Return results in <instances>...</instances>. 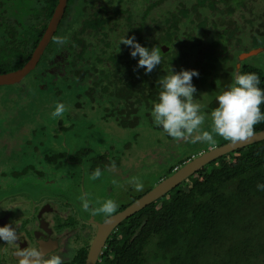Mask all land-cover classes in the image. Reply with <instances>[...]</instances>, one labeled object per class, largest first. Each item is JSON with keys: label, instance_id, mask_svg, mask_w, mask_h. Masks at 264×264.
Segmentation results:
<instances>
[{"label": "trees", "instance_id": "16d2710c", "mask_svg": "<svg viewBox=\"0 0 264 264\" xmlns=\"http://www.w3.org/2000/svg\"><path fill=\"white\" fill-rule=\"evenodd\" d=\"M66 1L63 18L37 68L52 71L55 78L62 74L63 79L81 86L82 93L73 90L74 94L66 97H88L92 108L102 111L106 118L114 117L122 128L137 129L147 123L162 130L153 125L151 111L159 79L170 69L199 72L192 80L197 89L194 100L201 101L206 116L217 106V93L238 72L258 74L264 88V69L249 60L264 52V0ZM59 2L30 0L25 11L29 26L20 36L23 47L3 49L0 74L28 63L47 25L35 34L32 23L40 17L49 22ZM75 19L79 20L76 24ZM124 34L126 38L134 35L149 49L160 47L161 64L147 75L143 68H137L139 57L132 58L129 47L123 44L118 48ZM56 36L64 37L67 43L56 45ZM4 43L9 44V39ZM257 49L258 53L241 58ZM77 86L65 85V89L72 91ZM53 90L63 94L61 87ZM261 109L264 111V105ZM261 130L264 123L254 126V133ZM132 144L129 141L125 147ZM84 153L88 155L86 161ZM117 153L112 144L101 153L86 147L82 157L69 159L76 167L87 166L92 172L99 164L118 166ZM55 156L52 158L58 159ZM59 156L68 160L66 152ZM190 159L186 156L178 165ZM177 167H170L166 175ZM258 183H264V140L212 161L124 220L98 264H264V191L257 190ZM151 188L131 194L130 202H123L121 210ZM85 258L86 252L73 264H84Z\"/></svg>", "mask_w": 264, "mask_h": 264}, {"label": "rangeland", "instance_id": "374dc122", "mask_svg": "<svg viewBox=\"0 0 264 264\" xmlns=\"http://www.w3.org/2000/svg\"><path fill=\"white\" fill-rule=\"evenodd\" d=\"M249 60L264 69V52ZM51 72L36 68L15 84L0 86V226L15 224L18 233L31 232L35 215L46 202L61 211L53 229L61 230L63 225L71 224L67 232L74 233L69 240L75 246L73 239L87 223L81 221L82 218L91 215L82 210L81 196L86 195L96 208L109 198L118 206L128 203L131 194L146 191L161 177H168L167 170L173 165L180 167V160L186 156L193 158L212 146L194 144L190 139H168L162 130L147 123L140 124L137 129L122 128L114 117L106 118L102 111L92 108L88 97L79 98V94L76 99L66 97L77 90L82 93L81 86L63 79L62 74L51 77ZM65 85L77 87L70 91ZM54 87H61L63 94L54 92ZM194 102L202 107L201 101ZM57 103L65 105V112L61 117H52ZM210 113L201 126L204 130H209ZM215 140L216 146L226 142L220 137ZM129 141H133L132 146L125 147ZM111 144L120 153H117L120 164L115 167L99 164L102 175L98 180L90 179L87 166L78 168L69 159L74 155L82 157L86 147L101 153ZM65 152L68 160L59 156ZM53 155L58 159L52 158ZM83 155L86 161L88 155ZM137 178L144 184L141 192L135 191L132 184ZM96 216L102 220L105 217L103 214ZM78 242L82 244L83 238ZM5 247L0 244V251ZM75 251L69 253L66 261L75 257Z\"/></svg>", "mask_w": 264, "mask_h": 264}, {"label": "clouds", "instance_id": "9594fccd", "mask_svg": "<svg viewBox=\"0 0 264 264\" xmlns=\"http://www.w3.org/2000/svg\"><path fill=\"white\" fill-rule=\"evenodd\" d=\"M53 43L63 46L67 41L62 36H56ZM121 44L129 47L132 58L139 57L136 67L143 68L146 75L161 64L160 47L149 49L137 42L134 35L126 38L125 34L119 38L118 48ZM193 77H199L195 69H181L179 72L170 69L159 79V92L152 106L151 118L153 125L162 128L167 136L176 141L190 139L194 144L208 143L212 146H215V138L220 137L238 144L254 135L255 125L264 123V111L261 109V105H264V88L260 87V76L238 72L232 82L217 93V106L210 113L209 130H204L201 126L205 124L206 115L201 105L194 102L197 89L192 83ZM64 112L65 105L57 103L51 115L61 117ZM112 167H115L114 163ZM101 175L102 171L97 167L91 172L90 179L98 180ZM132 184L135 191H143L144 184L138 178ZM256 188L264 191V183H258ZM80 203L84 212H90L92 216L103 214L106 218H111L118 208L117 202L110 198L101 202L98 208L91 205L86 195L80 197ZM19 241L15 224L0 226V244L13 248L17 264H65L61 255L44 253L36 246L21 248Z\"/></svg>", "mask_w": 264, "mask_h": 264}, {"label": "flooded vegetation", "instance_id": "af4514ba", "mask_svg": "<svg viewBox=\"0 0 264 264\" xmlns=\"http://www.w3.org/2000/svg\"><path fill=\"white\" fill-rule=\"evenodd\" d=\"M29 6H30V0H0V54L4 53L3 49H5V47L6 48L23 47L21 44L20 36L21 35L24 36L22 32L24 31L25 28L29 26V25L26 26L27 17L25 16V11L27 8H29ZM10 13L15 14L14 18L10 16ZM23 16H25L26 18L23 19ZM78 19H75V24L79 22L80 19L79 20ZM50 21L51 20H49V22H46V18L44 17H40L38 21L35 20V22L32 23L33 28L36 29L34 33L35 34L38 33L39 30L38 28H41V26L43 25L45 26L46 23H47L46 25V29H47V27L50 24ZM15 36H17L18 38L17 41L15 40ZM5 38L9 39V44L4 43ZM39 43L35 47H37ZM41 58L36 68L39 67ZM121 205L122 203L118 206L117 212L121 210L120 208ZM58 214L61 215V211H59L58 208H55L49 203L45 202V204H43L41 208H39L38 212L35 215L36 218L35 225L33 226L31 232H25V234L19 233L20 236L19 246L21 248L36 246L39 247L42 251H46L45 253L59 254L64 259L65 264H73V262L76 261L77 258L81 259L83 255L85 256V252H86V258L84 262V264H86V260L88 257V253L92 241L94 240L98 230L97 222L102 223L106 221L108 218L103 217L104 219L102 220V218L99 216H92L90 219L91 215L88 216L89 218L86 219L82 218L81 221H85L87 223L85 227H82L80 230H78V236H76L73 239L75 245L73 246L70 243L69 238L72 237L74 233L69 235L67 232L68 231L67 227L70 226L71 224L63 225L61 230H57V228L53 229L54 222ZM81 226H83V224ZM116 230H114L110 234L105 244V247L103 248L102 253L108 247L109 241L114 236L113 234L115 233ZM80 237L83 238L82 244L78 242V239ZM66 238L68 239L66 240ZM72 247H75V249H72ZM72 251L76 252L75 257L71 261H66L67 259L66 257H68L69 253L71 254ZM101 255L99 257L98 263L101 261ZM0 264H17L16 257L13 255V248L11 246L6 245V247L0 251Z\"/></svg>", "mask_w": 264, "mask_h": 264}, {"label": "water", "instance_id": "95a60500", "mask_svg": "<svg viewBox=\"0 0 264 264\" xmlns=\"http://www.w3.org/2000/svg\"><path fill=\"white\" fill-rule=\"evenodd\" d=\"M67 5L66 0H60L54 15L47 27L39 45L35 49L31 59L28 63L21 69L13 72L0 74V86L11 85L24 79L34 68H36L40 58L42 57L45 49L47 48L52 36L57 31L58 25L63 18L64 10ZM259 52V49L253 50L250 53L243 54L241 58L249 57ZM264 140V130L255 132L254 135L247 141L238 144H232L231 142L224 143L219 146H213L209 150L198 154L192 159L185 162L182 166L177 168L168 177L160 180L155 186H153L148 192L142 195L139 199L131 203L125 209L113 214L111 218L100 223L97 222L98 230L94 240L92 241L86 264H97L99 257L105 247L107 239L110 234L116 230L120 224L127 218L133 216L138 211L147 207L151 203L155 202L157 199L166 195L185 180L190 178L192 175L196 174L203 167L210 164L212 161L227 155L239 148L254 144L256 142ZM44 253L46 251H43Z\"/></svg>", "mask_w": 264, "mask_h": 264}]
</instances>
